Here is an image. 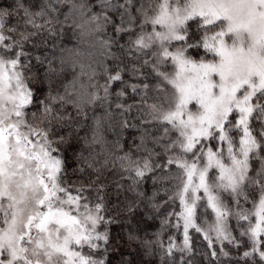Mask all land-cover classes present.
Returning <instances> with one entry per match:
<instances>
[{"label":"snow or ice","instance_id":"obj_1","mask_svg":"<svg viewBox=\"0 0 264 264\" xmlns=\"http://www.w3.org/2000/svg\"><path fill=\"white\" fill-rule=\"evenodd\" d=\"M177 203L155 239L131 227L141 205L152 219ZM122 215L129 249H159V264H264V0L0 7V264H111Z\"/></svg>","mask_w":264,"mask_h":264},{"label":"trees","instance_id":"obj_2","mask_svg":"<svg viewBox=\"0 0 264 264\" xmlns=\"http://www.w3.org/2000/svg\"><path fill=\"white\" fill-rule=\"evenodd\" d=\"M12 2L13 0H0V7H8L12 4ZM11 23L13 24L16 23L15 18L12 19ZM42 39H44V37H37L35 42L39 44ZM48 44H49V48H45L43 46L39 48H32L29 46V51L34 54H41V55L45 53L51 54V49H50L51 41H48ZM61 47L66 48V49H73L77 47L75 38L72 37L70 33H66L63 41L61 42ZM56 55L57 56L60 55L59 49H57ZM64 55L69 58L71 57V53H68V52L64 53ZM33 63L35 62L33 61ZM109 64H111V61H109ZM69 78H70V73H69ZM125 78L127 79V77ZM118 87H119L118 85H114V89ZM133 99L134 98L129 99L127 102L132 103ZM97 114H101V110L97 109ZM135 114H136L135 111H133V113L130 114L129 118H131L132 116H135ZM87 123L88 125H90L91 121L89 120ZM84 134H85V130L82 129L81 136H83ZM136 135H138V133H136L134 130H131V129L125 130V138L122 141L125 144V150L132 147V138L135 137ZM105 136L109 142L113 141L116 138L114 133L110 130H106ZM79 147H82V145L74 144L67 151V155L69 158L70 176L72 174V169L76 166L75 162L72 160V155H73V152ZM97 150L99 149L97 148ZM85 152L87 154V150H85ZM104 175L106 177L105 183L108 184L109 186L108 194L109 196H111L114 186H115V182L119 180V174L114 169L111 171H106ZM73 179H75V177H73ZM121 182L126 183L125 181H121ZM144 187L150 191L152 188L151 181H148L144 185ZM120 199L121 200L124 199L123 195L120 197ZM109 203L111 204L112 201L109 200ZM172 208H175L176 211L180 210L178 203L175 205H171V206L165 205V207L161 209L160 213H156L152 219H147V217L144 216V212H148L149 215H153V214L147 209H144V206L141 205V210L139 211V215L132 217L131 227L138 226L140 229L139 234L141 235L142 238L146 237L148 239H155L154 234L159 232L161 229V221L163 220V214L166 213L167 211H171ZM210 213H211V210H209V214H206V219L209 222L213 220V216ZM117 219L120 222L112 225L111 231L114 237V242L116 239H118L121 242V244H123L124 246L120 249L119 252L113 254L112 257H110L111 264H118V262L121 259H127L131 262V264H159V249H155L153 254L150 256L146 255L145 250L137 244H132L131 250L129 249L127 242H126V231L129 230L130 228L128 218L122 215L120 217H117ZM138 220L140 221V223L137 225ZM197 222L200 223L201 221L198 220ZM171 235H174L176 237L177 242H179L182 238L180 233L176 232V230L173 228H168L166 231H164L162 238L165 241H167L168 237ZM193 243H194V246L198 248L200 251L206 250V241H203L199 234H195L193 236ZM245 246H247V242H245ZM195 259H196V264H205V261L203 260L201 256L198 255L196 256Z\"/></svg>","mask_w":264,"mask_h":264}]
</instances>
